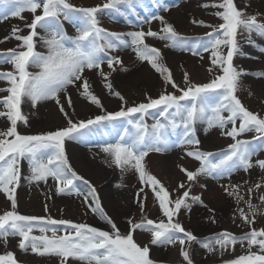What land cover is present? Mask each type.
I'll list each match as a JSON object with an SVG mask.
<instances>
[{"label":"snow or ice","instance_id":"snow-or-ice-1","mask_svg":"<svg viewBox=\"0 0 264 264\" xmlns=\"http://www.w3.org/2000/svg\"><path fill=\"white\" fill-rule=\"evenodd\" d=\"M152 3L160 6V0H152ZM138 4L139 0H106L102 5L84 8L74 6L69 0H0V21L23 19L25 11L32 14L30 23L26 24L29 29L27 34L21 35L23 30L13 27L11 37H5V40L12 38L20 41L17 46L19 50L9 49L0 53V64L12 66V71L0 72V81L7 85L0 89V92L7 93L0 97V117H6L9 122L6 131H0V192L5 194L11 205V210L0 215V239L19 237L20 250L30 249L40 256L55 257L59 264H157L151 258L150 247L142 246L135 239L137 231H144L150 234L149 243L152 246L179 243L180 256L185 264H194L186 245H199L210 254L219 250L222 256L229 245L239 243L243 247L245 242L249 254L225 261L224 264H264V229H252L239 237L224 231L205 240L199 239L174 217H178L182 208L189 207V200L207 207L202 197L190 196L188 189L179 197L170 198L168 191L146 171L143 163L152 152L163 154L174 146H188L185 155L199 162L195 170L180 168L189 182L201 176L213 179L231 177L238 170L248 172L254 166L251 157L264 150V118L249 111L237 97L240 77L245 73L234 67L233 58L239 50V31L243 29L248 33L251 44L253 33L264 37V22L258 19V14H246L234 0H221L218 4L204 6L222 9L216 13L222 23L211 26L193 21L201 23V26L213 27V31L195 41L182 37L160 14H151L150 18L140 21L139 31L116 33L100 26L99 15L138 17ZM168 10L167 6H162V11ZM152 20L161 23L160 33L143 30L142 24L151 23ZM64 22L71 23L76 29L75 36L67 34ZM146 37L165 40L166 47L191 51L193 55L199 54L198 48L210 52L211 64L219 69V74L208 82L193 83L185 72L184 86L181 87L174 81L170 69L160 63L162 54L159 49L149 46L145 42ZM38 46L45 51H39ZM129 46L137 58L142 62L147 61L174 91L165 89L156 98L146 96L144 102L127 106L125 98L118 91H113L110 82H106L104 86L109 93L122 101L120 110L107 112L100 99L91 92L85 73L97 72L104 81H108L111 72L105 73L102 65L106 64L108 69L115 71V66L122 65V60L110 53ZM31 68L37 71H30ZM212 70L209 68V72ZM70 88H76L84 99L100 108L104 114L86 120H73L61 103L63 94L67 107H73ZM43 101H54L59 106V111L66 118V126L47 133L21 134L18 123L27 126L23 105L29 103L35 108ZM148 118L153 119L150 125L146 123ZM118 122L122 127L116 131V138L102 145L101 151L109 158V166L114 165L120 170L122 179L124 174L132 171L144 186L139 189L136 200L141 210V220H129L128 230L124 234L104 212L95 187L73 169L64 151L65 140H78L93 132L115 128ZM197 124L205 125V133L213 127L225 129L231 125L230 130L223 131L222 135L231 138L233 143L219 153L201 150V142L196 136ZM248 132L255 133L252 140L238 139ZM22 161H27L29 166L30 176L25 178L29 183H46L51 178L55 181L57 194H74L75 182L82 181L91 197L90 202L88 197L84 202L93 214L109 225L110 230L50 216L20 214L15 194L22 176ZM255 165L264 170V160L256 161ZM149 186L154 201L158 202L161 213L159 220L143 215L145 204L139 198V193H144L146 199L145 187ZM221 187L226 196L236 201L239 218L251 225L253 221L249 219V214L256 215L251 199L245 201L244 196L240 195L239 185ZM260 187V184L255 185L256 189ZM179 188L184 189L185 185L181 183ZM252 191L248 189L249 194ZM259 199L264 205V195ZM242 202L249 212L239 207ZM34 230L39 231L40 235H33ZM253 246H258L259 254L251 251ZM0 264H17V261L14 254L8 252L0 255Z\"/></svg>","mask_w":264,"mask_h":264},{"label":"rangeland","instance_id":"rangeland-1","mask_svg":"<svg viewBox=\"0 0 264 264\" xmlns=\"http://www.w3.org/2000/svg\"><path fill=\"white\" fill-rule=\"evenodd\" d=\"M139 0L137 10H145L143 14L138 13L137 16L129 15L126 18L118 15H99L100 26L110 32L127 33L130 31L141 30L140 21L150 18L151 14L163 15L165 20L174 26L177 33L182 37L189 38L190 41L205 37L206 33L213 31V27H205L203 25L218 26L222 21L217 17L216 13L222 11L218 7H205L204 5L218 4L221 0H160V6L154 5L152 1ZM76 7H95L102 5L106 0H69ZM148 2V3H147ZM238 8L242 9L248 15H257L261 22H264V0H234ZM247 5V7H245ZM162 6H167L168 11H162ZM23 19L8 18L0 21V32H6L5 37H11L13 27H18L23 31L21 35L27 34L29 29L26 24L30 23L32 14L25 11ZM126 20L128 22H126ZM177 21L176 26L173 24ZM65 29L69 36L76 35V29L71 23L64 22ZM161 23L157 20H152L151 23H143L144 31L151 29L154 32L160 33ZM43 34V33H41ZM258 41L262 42L264 49V37H260L253 33ZM251 35V36H252ZM249 35L241 29L238 33V44L243 45L247 42ZM0 41V53H5L9 49H17L20 41L9 38ZM145 42L149 46H154L159 49L162 54L160 63L167 66L174 81L184 86L183 76L187 72L193 83H205L219 74V69L211 64L210 52L203 51L198 48V55H193L191 51L173 49L166 47L167 41L153 37H146ZM39 51H45L43 47L38 46ZM118 56L122 60V65L115 66L116 70L111 71L107 65H102L105 73L111 72L108 81L97 72H86L85 75L91 86V92L96 95L107 112H115L120 110L122 101L116 96L109 93L104 86L106 82H110L114 92H119L127 101V106H132L134 103L145 101L146 96L153 98L158 97L167 89L168 92H173L174 89L170 85H166L161 75L157 73L147 61H140L132 47H121L118 51L110 53ZM253 59H239L236 55L233 58V65L237 70H242L243 73L250 71L249 74H243L240 77L239 87L236 92L241 103L251 112L258 114L264 118V51L256 49L251 51ZM209 68L213 70L209 72ZM126 69V70H123ZM12 71V66L9 64H0V72ZM30 71H37L31 68ZM5 82L0 81V89L6 88ZM6 92H0V97L6 95ZM72 108L67 107V100L63 99L61 94V103L64 105L69 115L73 120H86L93 118L95 115L104 114L100 108L89 103L84 99L76 88H70ZM178 94V93H177ZM24 116L27 118V126L24 123H18V131L21 134H41L66 126V118L59 111V106L54 101L40 102L35 108L29 103H25L22 108ZM227 115V113H224ZM146 123H153L152 118H148ZM9 122L6 117H0V131H6ZM238 126V122H237ZM122 125L118 122L115 128H108L93 132L78 140H65L64 151L65 155L77 173L89 180L96 189V194L99 197L100 204L115 224H121L118 227L122 234L128 230V221L139 222L141 220V210L138 206L137 193L141 187L138 176L129 171L121 178V172L115 166H109V158L101 151V146L108 141H113L116 138V131ZM196 136L200 140V148L203 151L219 153L228 148V145L233 143L231 138L222 135L223 131H228L231 125L225 129L213 127L205 133V125L197 124ZM255 133H244L238 139L252 140ZM189 150L188 146L172 147L167 152L160 154L152 152L144 160L146 171L155 177L168 191L170 198L179 197L183 191L190 189V196H201L204 204L188 201L189 207L182 208L178 218L186 230L191 231L195 236L204 235L205 240L211 236L227 231L236 236H242L250 232L252 229H264V205L261 204L259 197L264 195V170H261L255 165L258 160H264V150L253 155L251 160L253 167L245 172L238 170L231 177L222 179H213L206 176L199 177L194 182H189L180 171V168L195 170L199 166V162L187 157L185 152ZM168 161H166V158ZM21 180L16 190V200L18 204L17 211L22 215L36 217H52L54 219L71 220L77 223H87L94 226V221L101 224V230H110L107 225L98 215L93 214L86 204L85 197H88L89 202L91 197L88 194V188L82 181L75 182L74 194L62 195L57 194L55 181L51 178L45 182L29 183L26 177L30 176V170L27 161L21 162ZM109 181V193H105L103 187ZM183 183L184 189L179 188ZM260 184L259 189L255 185ZM121 185V186H117ZM221 185H239L240 195H243L245 201L251 199V203L256 208V215L249 214V219L253 221L251 225L244 223L239 218L238 206L236 201L224 194ZM253 191L248 193V189ZM147 197L144 193H139V198L145 204L143 215L146 218L159 220L161 213L159 211L158 202L154 201V194L151 187H145ZM76 193H79L78 195ZM47 205V211L45 210ZM247 213L249 212L245 203L239 205ZM212 209L214 211H209ZM11 210L10 201L7 200L4 193L0 192V215L5 211ZM193 212H202L201 216L193 220ZM118 221H117V220ZM213 220L215 222H213ZM117 221V222H116ZM118 224V223H117ZM201 232V234H195ZM40 235L39 231L32 233ZM63 234V233H58ZM51 235V233H48ZM181 235L182 234H178ZM136 241L150 247L151 258L157 264H185L180 256V245L152 246L149 241L150 234L144 231H137L135 234ZM199 238V237H198ZM200 239V238H199ZM19 237H7L0 239V255H6L8 252L14 254L17 264H59L57 258L52 256H40L28 251H22L18 247ZM163 249L164 256L159 257L154 252ZM194 264H224L225 261L235 259L241 255L249 254L248 245L245 242L241 247L239 243L229 245L221 256L219 250L214 254H210L199 245H186ZM251 251L259 254L258 246H253ZM75 264V262H71Z\"/></svg>","mask_w":264,"mask_h":264},{"label":"bare ground","instance_id":"bare-ground-1","mask_svg":"<svg viewBox=\"0 0 264 264\" xmlns=\"http://www.w3.org/2000/svg\"><path fill=\"white\" fill-rule=\"evenodd\" d=\"M149 1H152V0H149ZM148 1V2H149ZM147 2V3H148ZM138 11V13L139 14H143L144 13V11L145 10H143V9H139V10H137ZM173 24L176 26V24H177V21H174L173 22ZM0 27H1V24H0ZM5 36H7L6 35V32H0V40H2V39H4L5 38ZM258 38L256 37V36H254V35H252L251 36V40L253 41V43H249L248 41H249V38L247 39V42L245 43V44H243V45H240L239 46V50H238V52L235 54L239 59H243V60H246V59H253L254 57L252 56V54H249V53H251V51H253L254 52V50H256V49H262V45H263V43L262 42H260V41H258L257 40ZM247 74H249L250 73V71H247L246 72ZM245 73V74H246ZM246 74V75H247ZM166 158V157H165ZM166 161H168V159L166 158ZM105 181H107V184L103 187V189L105 190V193H109L110 192V190H109V187H108V185H109V181L107 180V179H105ZM201 214H202V212H193V220H195V219H197L198 218V215L199 216H201ZM117 220V219H116ZM118 221V220H117ZM116 221V222H117ZM118 223V224H117ZM116 223V225H117V227H120L121 226V224L119 223V222H117ZM94 227H97L98 229H101V228H103L102 226H101V224H99L98 222H96V221H94ZM195 234H201V232H197V233H195ZM207 236V235H206ZM206 236H204V235H198V237L200 238V239H203V238H205ZM156 255H158L159 257H163L164 256V251H163V249H159V250H156L155 252H154Z\"/></svg>","mask_w":264,"mask_h":264}]
</instances>
